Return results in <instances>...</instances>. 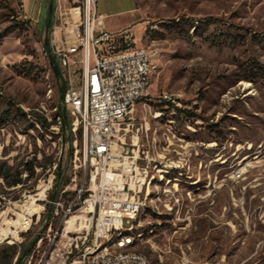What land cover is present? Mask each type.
Segmentation results:
<instances>
[{"label": "rangeland", "instance_id": "rangeland-1", "mask_svg": "<svg viewBox=\"0 0 264 264\" xmlns=\"http://www.w3.org/2000/svg\"><path fill=\"white\" fill-rule=\"evenodd\" d=\"M103 1L111 24L135 21L129 29L138 47L158 51L149 101L126 117L125 144L113 152V160L139 169L132 181L147 201L130 234L136 236L133 252L148 264H264V76L255 68L264 67V0ZM69 13V0H0V122L13 107L0 126V264L16 261H9L8 247H28L39 237L31 263L24 262L38 264L63 229L61 217L54 212L49 218L46 206L58 163L71 184L55 211L82 189L87 199L96 197L99 180L90 187L83 164L82 126L69 160V143L54 120L60 88L77 86L81 78L79 60L69 71L59 68L62 78H56L44 49L49 39L52 51L53 34L67 28ZM162 93L181 94L182 108L161 104ZM40 117L56 124L44 130ZM20 173L23 184L10 187ZM43 187L49 189L36 201L39 207L10 212ZM22 216L28 228L9 234L15 230L9 224Z\"/></svg>", "mask_w": 264, "mask_h": 264}, {"label": "built area", "instance_id": "built-area-1", "mask_svg": "<svg viewBox=\"0 0 264 264\" xmlns=\"http://www.w3.org/2000/svg\"><path fill=\"white\" fill-rule=\"evenodd\" d=\"M98 1L69 0L71 21L67 28L63 26L55 31L52 39V53L59 68L69 71L76 60L82 63L80 83L77 86L70 83L62 105L75 118L73 133L82 126L83 164L90 169V187L96 186L99 180L96 197L90 195L79 205L82 189L78 199L62 207L61 213L56 209L55 216L61 217L63 229L54 235L53 244L38 264H147L140 257L125 258L126 242H120L104 255H96L95 247L103 244L108 233L126 228L127 221L134 216V208L147 204L138 180L132 181L133 173H140L139 169L133 168V163L120 164L113 160V152L119 142L122 148L125 144L120 134L126 117L138 102L149 101L145 82L150 65H154L150 64V57L158 58V51L138 49L129 28L107 30L106 17L96 9ZM159 100L166 106L182 108L179 93L175 96L162 93ZM101 164L107 167L111 177L100 171ZM126 165L130 167L128 172ZM128 176L130 182H127ZM124 177L126 182L119 184ZM89 201H93L92 209ZM54 204L60 205V202ZM73 217L78 219L68 226ZM32 259L30 256L29 263Z\"/></svg>", "mask_w": 264, "mask_h": 264}, {"label": "trees", "instance_id": "trees-1", "mask_svg": "<svg viewBox=\"0 0 264 264\" xmlns=\"http://www.w3.org/2000/svg\"><path fill=\"white\" fill-rule=\"evenodd\" d=\"M54 9H55V5L52 4V8L50 11V17H49V19L47 21V25H46V27L49 29H51L52 25H53V17L52 16H53ZM205 26H208V25H205ZM44 49H45L47 58L49 60V63L53 69L55 77L58 79H61L62 78V72L59 69V65L57 63L56 57L53 55V53L51 51L49 39L44 42ZM255 68H257V70H259V73L262 76H264V67H262V66L258 67L257 66ZM66 89H67V85L65 83V85L63 87H61L60 91H59V103H61V107L60 106L57 107V114H56L54 120H56L57 118L59 119L60 130H61L62 136H64L66 142L69 143L68 151L66 153L67 158L69 160H73L74 154H75V149H74L73 143H74V137L76 134L73 133V122L71 120L70 113L62 105V100H63V96H64ZM161 104L166 105L165 103H161ZM12 111H13V107H10L5 111L3 119H1L2 121L0 122V126L5 124L7 118L12 113ZM14 112H15V115H19L22 120L26 119V115L22 111L16 109ZM186 114L189 116H195L189 112H186ZM38 124L40 125V127L42 129L48 130L56 123L48 122V119L46 117H40ZM77 132L81 136V127L77 130ZM37 164L38 163H36V166H34L31 169V171H30L31 175H28V180H29V178H31L32 175H34L33 170H34V168L37 167ZM8 171H10V169ZM67 171L68 170L66 169V167H64L62 165V163H58L56 165V168L54 171L55 178L53 181V186H52V189L48 195L50 203H49V205H46L47 206V214H48L49 218H53V214L55 212V204L54 203L60 202V198L63 199L64 197L67 196L66 189L71 184V177L67 174ZM21 174L22 173H20L15 180H13L12 182L9 183L10 187H15V186L23 184L22 179H20ZM1 178H2V176L0 175V180H1ZM86 196H87V193H85L83 195V198H86ZM22 236L24 237L25 235H22ZM39 240H40L39 237H35L28 247H25L24 243L14 244V245L8 247L11 250V254L8 257L9 261L12 263L16 259L14 264H24V262L30 258L31 253L33 251V248L36 246V244Z\"/></svg>", "mask_w": 264, "mask_h": 264}, {"label": "bare ground", "instance_id": "bare-ground-1", "mask_svg": "<svg viewBox=\"0 0 264 264\" xmlns=\"http://www.w3.org/2000/svg\"><path fill=\"white\" fill-rule=\"evenodd\" d=\"M138 49H144V51H150L149 49H146V48L138 47ZM155 63L156 62L154 61V57H150V64H154V65H150L149 78H148V81L145 82L146 93H149L148 89L151 85L152 78L156 74L157 66ZM167 95L175 96L177 95V93H167ZM159 98H161V96ZM125 170L126 172L130 171L128 166H126ZM106 175L108 177L112 176L110 173H107ZM48 189H49L48 187H43L40 190L39 194H37L35 197H31L30 202L28 201L27 202H16L15 204H13V208L10 212L23 210V214H28V212L31 211L30 208L32 206L39 207L36 201L44 200ZM88 203H91L90 209H92L93 201H89ZM143 209H144V204H139L138 208H134V216L133 218L127 221L126 228H124L123 230L117 231L116 233H108L106 236V240L103 242V244H99L95 247V254L96 255L107 254L111 252L113 248L117 247L118 244H120V242H126V245H123V255L125 256V258L134 259V257H140L145 261V263L148 264L145 256H143L142 254L133 252L134 241L136 240V236L130 235L134 227L135 220L143 212ZM36 213L37 211H34V214ZM77 219L78 218L76 217H73L72 219H70L69 222L67 223L68 226L72 225L74 221H76ZM29 221L30 220L22 216V218H20L17 222L10 223L9 225L11 226V228L15 227V230H10L9 234L17 237L20 232L28 228V226L30 225Z\"/></svg>", "mask_w": 264, "mask_h": 264}, {"label": "crops", "instance_id": "crops-1", "mask_svg": "<svg viewBox=\"0 0 264 264\" xmlns=\"http://www.w3.org/2000/svg\"><path fill=\"white\" fill-rule=\"evenodd\" d=\"M31 0H26L27 3H29ZM103 0H99L98 3H97V6H96V9H97V12L103 16L106 17L105 19V24H106V28L107 30L109 31H112V32H115V31H120V30H123V29H126V28H129L131 27L132 25H134L136 22H132V23H123V24H111L110 21H108L109 19V16L110 14H107L106 12H104L103 10ZM136 10L137 9H133V10H130L131 13H136ZM151 51V50H150ZM156 60V59H155ZM154 77V76H153Z\"/></svg>", "mask_w": 264, "mask_h": 264}]
</instances>
